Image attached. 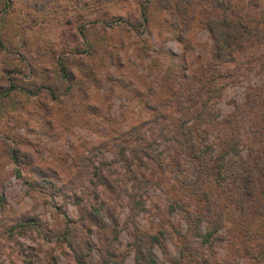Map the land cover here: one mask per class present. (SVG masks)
Instances as JSON below:
<instances>
[{"label": "rangeland", "instance_id": "rangeland-1", "mask_svg": "<svg viewBox=\"0 0 264 264\" xmlns=\"http://www.w3.org/2000/svg\"><path fill=\"white\" fill-rule=\"evenodd\" d=\"M93 1L42 0L38 8L35 0H0V264H76V254L86 253L88 244V256L97 262L101 241L89 213L101 202L118 217V233L108 241L118 260L133 264L138 227L153 235L165 231L166 246L155 245L154 254L159 264H172L170 258L178 259L187 245L184 236L191 249L201 241L188 218L202 202L189 193V185L202 186L225 206L226 227L221 241L213 243L217 262L228 263L235 254V264H264L259 227L264 223V40L253 39L233 61L219 62L202 21L228 13L246 25L243 30L257 25L264 36V0H195L198 20L185 44L168 23L159 25L164 12L153 4L154 28L140 36L123 35L119 66L109 58L110 48L119 44L118 32L110 34L112 40L105 35L108 43L101 40L104 34L95 35L100 38L97 51L90 61L84 56L79 27L93 18ZM110 4L122 15L136 12L135 0ZM62 54L75 77L59 71ZM187 84L201 89V100L192 108L213 116L186 123L193 144L209 146L204 164L201 150L182 147L167 135L182 116L183 102L178 105L176 97ZM161 113L170 115L169 123ZM233 135L242 141L241 152L221 160L224 180L219 185L213 164L222 141ZM145 138L153 140L151 155L158 159L140 165L148 180H141L138 193L144 210L132 211L128 193L134 192L131 173L137 162L126 163L120 153L143 147ZM247 164L258 169L261 190L258 201L248 199L245 207L248 196L241 190L246 182L239 174ZM98 172L116 181L123 191L119 200L104 196L108 191ZM105 221L107 231L113 221L110 215ZM207 224L200 222L203 233ZM238 224H249L246 229L255 232L251 254ZM234 242L243 246L241 253Z\"/></svg>", "mask_w": 264, "mask_h": 264}, {"label": "trees", "instance_id": "trees-1", "mask_svg": "<svg viewBox=\"0 0 264 264\" xmlns=\"http://www.w3.org/2000/svg\"><path fill=\"white\" fill-rule=\"evenodd\" d=\"M7 1L8 0H2V4H6ZM44 1H47L49 3L52 0ZM86 1L89 2L90 0ZM113 1L118 0H94L93 2L96 3V11L93 13V18L86 20L87 22L79 27V38L83 40V43L86 47L84 56L89 59V61L90 57H92V55L97 51L96 45L100 40V38H96L95 35H97L98 33L104 34L101 40L108 43L105 35H108V38L112 40L113 36H111L110 34L113 32H118L119 44H115L110 48L111 52H109V58L111 59L112 63H118L119 66L122 63L120 53L121 47H125L123 35L125 33H132L140 36L147 31H151V29L154 28L156 22L154 24L153 15L150 13L153 4H156V7L160 8L161 12H164V16L162 17V20H160L159 25L163 27L165 23H168L169 28L176 32L178 40L181 43L185 44L188 42L186 35L198 20V16L196 15V10L194 8L195 0H135L136 12L133 14L127 13L125 15L116 12L118 11V9L114 8V6L110 4L113 3ZM35 3L36 7L38 8H40L44 4L42 0H35ZM217 7H222L221 2H219V4L217 2ZM2 8L3 6L0 7L1 10ZM202 21L214 41L215 56L216 60H219V62H221L222 60L233 61L236 54L239 51L243 50V45L253 39H256L258 41L264 40V36L263 34H261L260 29L257 27V25L250 27L248 31L243 30L242 27L246 25L235 23L232 20L231 14L228 13H221V15L212 14L204 18ZM106 46L110 47L111 45L107 44ZM116 47L118 48L116 49ZM66 58L67 55L62 54L63 62H58L59 71H61V73L66 76V78H73L75 77L74 73L71 71V69H69L67 64H63L66 61ZM200 90L201 89L194 87L192 84H187L183 89L181 88V93H179V95L176 97V102L178 103V105L183 102V106H180L182 109V116L178 120L179 122L176 124V127L174 129L167 130V135H173L176 142L182 147H188L190 145L193 146L194 149L201 150L202 152L199 154V161L204 164L208 158L207 153L209 151V146H199L198 144L194 145V134L192 127L186 126V123L191 121V119H193L194 122H207L212 120L213 116H211V114H201L198 109L192 108L196 107L198 103L196 101L201 100L202 95ZM48 91L51 94V91ZM87 93V90H85L86 95ZM190 94L192 95L190 96ZM54 97L57 96H55L53 91L51 94V98ZM161 116L166 123L170 122L169 114L165 113L162 115L161 113ZM136 128L137 125L134 126V132L137 131ZM236 138L237 136L233 135L226 141H222L221 154L220 156L215 158L216 166L213 164V173L215 175V181L219 183V185L220 181L224 180V177L221 174L223 169L221 160L226 154L237 155L241 152L240 144L242 141L237 140ZM143 140L147 143L143 145V147L138 145L137 147L133 148L129 155L120 153V155L122 154L120 157H123V160L126 163L132 164L135 161L137 162L136 168L131 173V178L134 180V184L132 185L134 192L128 193L130 209L132 211L144 210V201L141 198L138 199V193L140 190L141 180H143L144 183H147L148 180L146 179V174L144 172H140V165L144 163L145 159H158V157H154L153 155H151L153 140L151 142H149L146 138ZM9 154L11 157H14V150L11 149L9 151ZM219 163L220 168L218 169ZM242 172L243 174H239V176H241L244 182H246V186L242 187L241 192H246L248 196L247 200L242 205H245L246 207L248 199L255 203L258 201V194L260 193L261 186L258 181L259 172L257 168H254L250 164H247V167H242ZM262 173L264 177V172ZM96 176L98 179H102L104 181V185L106 187V190L108 191L106 193L104 192V196L109 197V194L114 195L116 201L119 200L120 196L118 192L123 191L115 184L116 181L112 180L107 174H103V172H98ZM189 186V193L197 197L199 196V200L201 199L200 202H202L201 209L199 211L192 212L193 218H188L190 228H192L195 235L200 237L201 241L199 243V247H194V249H191L187 242L189 236H184L183 238L185 240L183 243H187L186 247H182L180 249L178 259L170 258L171 260H169V262H172V264H220L217 262V250L216 248H214L213 243L221 241L219 233H221L222 230L226 227L225 206H222V204H218L213 196L208 194V191L206 189H203L202 186L201 188L198 185ZM125 193H127V190L125 191ZM91 209L92 210L90 211L89 216L96 222L95 226L99 229L98 233L100 235L101 241V250L98 257L99 259L97 262H93L92 256H88V249L90 251V246L88 244L86 253L84 252V250H80V254H76V264H124L125 258H120L118 260V256H120V254L116 252V250H112L108 242L109 240L111 241L113 238H115L116 234L118 233V217L116 216V214H109L107 210L105 211L103 202H101L100 205L93 204L91 206ZM187 213H189V210ZM107 214L110 215L113 221V226L109 230L105 231V218L106 216H109ZM203 220L208 223V230H206V232L204 233L200 226V222ZM238 226L241 230H245L244 232H246L244 233V235L247 237V243L245 242L246 249L247 253L251 254L253 250L251 248V239L255 232L253 233L250 230L246 229L249 227V224H242V226L241 224H238ZM259 227L262 228L261 233H263L264 235V223H262V225ZM135 231V240L132 243L134 247L133 264H159L154 254V247L157 244L166 246L165 231H160L154 235L143 232L138 227H135ZM233 244L235 245V250L238 252V254L239 252L241 253L240 250L243 247L241 243L239 244L237 242L236 244V242H234ZM199 255H202L203 257L207 256V258H201ZM227 260L228 263L225 264H235L237 260L236 255L234 254V257L233 255H230ZM250 264H256V261L253 260Z\"/></svg>", "mask_w": 264, "mask_h": 264}]
</instances>
